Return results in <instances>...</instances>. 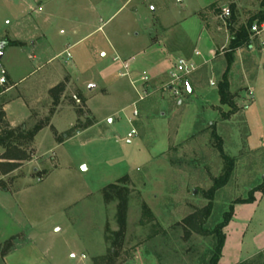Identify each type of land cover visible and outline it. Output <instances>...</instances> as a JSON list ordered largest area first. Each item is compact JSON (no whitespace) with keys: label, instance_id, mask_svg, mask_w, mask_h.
Instances as JSON below:
<instances>
[{"label":"rangeland","instance_id":"rangeland-1","mask_svg":"<svg viewBox=\"0 0 264 264\" xmlns=\"http://www.w3.org/2000/svg\"><path fill=\"white\" fill-rule=\"evenodd\" d=\"M224 2L231 15L235 4L239 25L260 8L258 0H0V41L26 42L8 46L1 62L11 76L0 97L11 100L9 120L32 129L53 117L50 89L65 85L56 131H40L32 159L0 176V244L13 249L6 256L0 249V264H94L108 252L106 230L119 229V200L106 202L103 189L125 176L120 264H205L213 236L185 237L184 219L208 205L207 192L225 172L214 131L235 165L205 228L233 205L226 255L256 250L264 190L252 202L235 201L264 179V87L252 91L254 67L245 78L238 72L237 111L223 119L231 109L218 91L228 66ZM181 58L195 69L176 80ZM249 262L264 264V253Z\"/></svg>","mask_w":264,"mask_h":264},{"label":"trees","instance_id":"trees-1","mask_svg":"<svg viewBox=\"0 0 264 264\" xmlns=\"http://www.w3.org/2000/svg\"><path fill=\"white\" fill-rule=\"evenodd\" d=\"M259 1V10L255 14L249 17V19L242 23L241 25L235 27L234 23L236 21L235 14V4L231 5L232 15L227 17L228 28L230 31V43L228 47V66L222 76V80L219 82V95L220 101L224 105H228L231 109L227 113H223V119H228L229 116L235 114L237 107L235 104V95L231 92V82L229 79V73L234 62V54L238 48L243 46H248L252 42V27L254 24L264 23V0ZM217 3H214V5ZM212 6V5H211ZM4 45V50L8 46L20 45L19 41H11L9 39H3L0 41ZM65 90L64 83H60L50 89L53 97V109L51 111L52 115L56 112V108L61 103L62 93ZM5 91L1 89L0 97ZM9 99L0 101V148L3 149V153L0 157V176H5L22 166L24 162L32 159L34 155V139L36 135L44 128L50 127L53 131L54 126L51 124L52 117L46 118V120L41 121L32 129H27L25 125L21 127H12L7 119L6 111L4 110V104ZM74 133H67V136H71ZM214 138L218 141V147L220 152L226 161V169L221 177L215 180L211 189L207 192L210 202L208 205L201 210L199 213H194L189 215L184 219V223L187 225L185 227V237H189L193 232L199 234H209L213 236L211 252L203 257L204 263L206 264H218L221 256L222 250L226 240V234L224 228L229 224L233 217V205L230 211L224 214V219L218 223L211 231L205 228L206 220L210 217L212 212V201L214 199L215 193L222 187H224L230 180L231 175L234 170L235 159L224 153L223 143L221 137L213 132ZM128 179V176L123 177L117 183L108 185L103 189L104 199L106 202H111L113 200H119L117 205V222L119 224V229L117 231H112L109 228L106 230V241L109 243L108 252L105 255L95 257L94 264H120V257L123 251H125V232L127 227V213L129 209V186L127 183L123 182ZM2 180V179H0ZM6 190L8 187L4 186ZM264 190V179L263 182L250 191V196L248 198L237 199L236 203H248L254 201V192ZM144 213L147 215H152L151 210L144 205ZM5 242L0 244V249L2 256L8 255L13 249ZM201 261L200 263H202ZM240 264H250L249 261Z\"/></svg>","mask_w":264,"mask_h":264},{"label":"crops","instance_id":"crops-1","mask_svg":"<svg viewBox=\"0 0 264 264\" xmlns=\"http://www.w3.org/2000/svg\"><path fill=\"white\" fill-rule=\"evenodd\" d=\"M237 2V1H236ZM254 2L256 3V0H254ZM229 4L227 2H224L221 4V7H227ZM223 7V8H224ZM240 8V5L238 4L236 9H239ZM200 10V9H199ZM235 12V11H234ZM226 18V17H224ZM241 19L240 17H237L234 25L235 27L239 26V24L241 23ZM225 24V23H224ZM264 24V23H263ZM223 29V28H222ZM225 29L227 31V34H225L226 36V43L225 45L229 44L230 43V31H229V28L227 25H225ZM11 41H19V40H15V39H9ZM261 40H264V32L262 33L261 37H255L252 42L248 45V46H243L241 48H238L234 54V65H233V68L231 67V70H230V82H231V88L233 87V77L237 75V73L239 72V76L240 78L244 77V72H250L249 71V68H252L254 67L253 69V73L251 75V87H252V91L255 92V90L257 89V87H261L263 86L264 87V66L262 65V60H264V46L261 45ZM21 44L20 45H15L16 47H20V48H24L25 45H26V42L25 41H19ZM30 42H31V47L33 49L36 48V40L34 38H30ZM14 46V45H13ZM12 46V47H13ZM5 55H6V49H5ZM4 55V57H5ZM238 58H241L240 61H242V58H244V63L245 64V68L242 69H238L239 68V65H238V62H240L238 60ZM3 60V59H2ZM261 61L260 62V65H258V61ZM254 61V62H253ZM248 65L249 68H248ZM257 65V66H256ZM252 66V67H251ZM247 67V68H246ZM2 68H4L6 71H7V82L9 83V81L11 80V76L8 72V70L2 66ZM6 86V84L4 85ZM15 86V83H12L9 85V88L6 89V92L7 90H10L11 88H13ZM52 88V87H51ZM4 93V92H3ZM11 100L9 99L5 104H4V110L6 111V116H7V119L10 123V125L12 127H17L19 126L20 124H15L14 122L10 121L9 120V116H8V113H7V107L9 106ZM254 104V100L252 101V104ZM250 105V106H251ZM250 106H248L247 108H249ZM62 111V106L61 104L58 106L54 116L52 117V120H51V124L54 126V119H55V116L58 115L60 112ZM55 127V126H54ZM47 128H50V127H47ZM56 128V127H55ZM45 129V128H44ZM51 129V128H50ZM42 131V130H41ZM37 136V135H36ZM36 138V137H35ZM35 145V139H34V144ZM34 147V146H33ZM2 149V148H1ZM35 149V147H34ZM3 153V149H2V152L0 153V157ZM227 226L224 228V232L226 230ZM228 238L226 236V240H225V244H224V247H223V250H222V256L218 262V264H240V263H243V262H246V261H251L252 259H254L256 256H258L259 254H262L264 253V240H260L258 241V246L256 248V250L252 251V252H248L245 256H243V251L241 250L238 258H230L226 255V251H227V248H228ZM136 251V250H134ZM133 251V252H134Z\"/></svg>","mask_w":264,"mask_h":264},{"label":"built area","instance_id":"built-area-1","mask_svg":"<svg viewBox=\"0 0 264 264\" xmlns=\"http://www.w3.org/2000/svg\"><path fill=\"white\" fill-rule=\"evenodd\" d=\"M231 15V11L228 7H225L223 9V17H229ZM252 39L255 37H261L262 33L264 32V24H254L252 27ZM261 45L264 46V40H261ZM179 68L181 70V74L179 73H173L172 76L174 79L179 80L181 75L189 74L195 69L194 62L188 63L186 59H179ZM7 71L4 68H0V87L2 88L7 83ZM214 84V83H212ZM134 114H137V110L134 111ZM136 133L135 129H132L131 132L128 134V138L133 137V135Z\"/></svg>","mask_w":264,"mask_h":264},{"label":"water","instance_id":"water-1","mask_svg":"<svg viewBox=\"0 0 264 264\" xmlns=\"http://www.w3.org/2000/svg\"><path fill=\"white\" fill-rule=\"evenodd\" d=\"M3 47H4L3 43L0 42V68L2 67L1 62H2V59L4 58V55H5V50ZM94 87H95V84H92V85H90L89 89H93ZM0 91H1V87H0Z\"/></svg>","mask_w":264,"mask_h":264}]
</instances>
